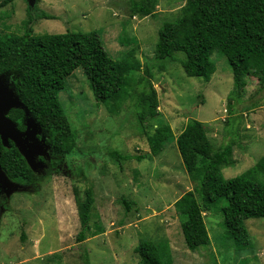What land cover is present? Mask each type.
<instances>
[{
	"label": "rangeland",
	"instance_id": "obj_1",
	"mask_svg": "<svg viewBox=\"0 0 264 264\" xmlns=\"http://www.w3.org/2000/svg\"><path fill=\"white\" fill-rule=\"evenodd\" d=\"M152 2L151 15L129 18L128 0H34L32 5L29 0H0V37L23 36L26 22L34 34L95 30L113 59L139 64L138 69L124 74L128 79L124 91L99 103L82 69L64 80L58 99L73 129L76 148L56 167L50 147L41 141L43 130L33 124L16 91L18 71L11 68L3 74L4 82L21 101L15 109L24 111L26 133L17 135L21 132L16 131L14 139L0 137V143L6 148L10 142L15 148H24L19 149L23 156L30 153L28 165L34 176L30 183L9 178L21 187L12 191L0 182V264H140L134 248L160 239L171 249L172 264H264L263 218L243 220L250 240L239 245L223 227L219 210L223 201H219L203 213L208 247L192 251L184 242L181 217L174 207L175 201L194 189L189 170L202 153L193 146H179L177 139L187 123H202L211 145L203 151L206 156L234 141L235 163L220 168L223 178L232 180L264 154V90H260L258 78L246 75L240 100L229 101L232 73L217 51L211 56L215 71L208 82L188 77L178 62H167L162 72L153 70L150 81L158 114H146L143 127L151 134L157 126L167 124L174 138L159 155H151L136 117L141 109L137 96L142 84L138 82L153 61L161 23L174 19L185 0ZM178 55L184 57L182 52ZM228 118H236L232 127L226 123ZM112 151L142 159L120 164ZM73 187L81 195L85 188H92L95 203L90 223L102 228L100 234L83 242L76 240L81 223Z\"/></svg>",
	"mask_w": 264,
	"mask_h": 264
},
{
	"label": "trees",
	"instance_id": "obj_2",
	"mask_svg": "<svg viewBox=\"0 0 264 264\" xmlns=\"http://www.w3.org/2000/svg\"><path fill=\"white\" fill-rule=\"evenodd\" d=\"M152 9V0H128L129 18L151 15ZM43 18L55 19L49 15ZM28 23L21 37H0V74L11 68L18 71L16 91L41 126L53 155L52 165L56 167L76 148L73 129L58 99L64 80L76 69H82L94 100L99 103L114 99L124 91L128 86L124 74L138 69L139 64L125 58L113 59L95 30L34 34ZM157 35L153 61L145 67V77L138 82L142 84L137 96L141 109L136 114L153 156L159 155L174 138L167 124L157 126L151 134L143 127L146 114L151 117L158 114V102L150 81L154 77L153 70L162 72L167 62H178L188 77L208 82L215 71L211 56L217 51L226 58L232 73L229 101L240 100L246 75L258 78L260 90H264V0H185L174 19L161 23ZM231 102L227 104L230 113ZM8 117L19 130L25 129L22 109H11ZM226 123L232 127L236 118H228ZM177 142L181 147L193 146L202 152L197 165L189 170L194 189L174 203L181 217V232L187 248L193 251L208 247L209 235L203 213L219 201H223L219 210L228 236L239 245H247L250 237L243 220L264 219V154L242 175L225 180L221 166L235 163L232 139L214 150L212 156H206L203 151L211 145L203 125L190 120ZM110 154L120 164L128 159H142V156L121 155L118 151ZM0 166L12 180L23 183L33 180L32 171L11 142L8 148L0 143ZM73 193L81 223L76 240L83 242L89 236L100 234L102 228L99 223H90L95 203L92 188H85L81 195L78 188L73 187ZM120 202L129 209L124 199ZM134 251L140 264L173 262L171 249L164 239L141 242Z\"/></svg>",
	"mask_w": 264,
	"mask_h": 264
},
{
	"label": "water",
	"instance_id": "obj_3",
	"mask_svg": "<svg viewBox=\"0 0 264 264\" xmlns=\"http://www.w3.org/2000/svg\"><path fill=\"white\" fill-rule=\"evenodd\" d=\"M29 2L32 5L34 0H29ZM20 106H21V101L19 100V98L17 96H15V93L10 88H8L7 84L3 80V74H0V137L2 138V140H4V139L7 140V139H10V138L14 139L12 134H15L16 131L21 132L20 134L18 133L17 135H24L23 133H26L24 130H22V131L19 130L17 128L16 123L13 122L8 117V112L11 109L16 108V107L20 108ZM25 109H26V107H25ZM33 120H34L33 124H35L37 127L42 129L41 126L36 122V120L34 118H33ZM36 140H39V139H36ZM41 141L43 142V144L46 147H49V145L46 143L45 136H43L41 138ZM16 142L18 143L19 140L17 139ZM2 144H3V146H5L4 143H2ZM16 146H18V145H16ZM19 149L21 151H24V148L23 149L19 148ZM19 149H18V151L21 154ZM30 149H34V148L30 147ZM22 157L25 159V161H26V163L28 165V163L30 161V153L25 154V156L22 155ZM28 167L31 170V167L29 165H28ZM0 182L4 186L5 190L7 188H8V190H11V191L12 190L21 189V187H20V185L18 183L11 181L7 177L5 172L2 170L1 166H0Z\"/></svg>",
	"mask_w": 264,
	"mask_h": 264
}]
</instances>
